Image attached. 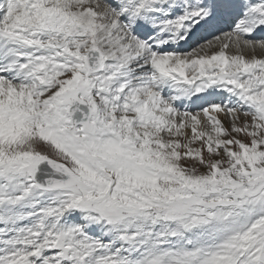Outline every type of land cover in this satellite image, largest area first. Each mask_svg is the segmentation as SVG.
Instances as JSON below:
<instances>
[{"label":"snow or ice","instance_id":"1","mask_svg":"<svg viewBox=\"0 0 264 264\" xmlns=\"http://www.w3.org/2000/svg\"><path fill=\"white\" fill-rule=\"evenodd\" d=\"M0 264H264V0H0Z\"/></svg>","mask_w":264,"mask_h":264}]
</instances>
